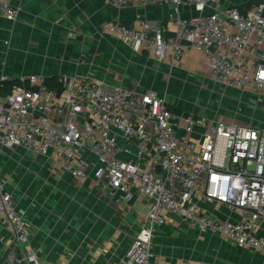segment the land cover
Masks as SVG:
<instances>
[{"label": "built area", "instance_id": "1", "mask_svg": "<svg viewBox=\"0 0 264 264\" xmlns=\"http://www.w3.org/2000/svg\"><path fill=\"white\" fill-rule=\"evenodd\" d=\"M169 4L167 22L151 29L104 24L134 51L179 62L187 47L208 59L225 87L264 95V0H106ZM247 1V0H246ZM14 22L20 6L0 2ZM70 37L73 33H68ZM8 80L0 76V87ZM0 147L22 149L61 167L100 194L131 204L148 201L146 215L124 251V264H150L156 228L174 214L199 232L217 233L240 248L264 253V129L210 121L173 111L164 94L111 85L89 74L20 77L0 96ZM196 198L241 213L237 223L204 215ZM0 220L8 243L0 264H46L30 243V223L14 208L0 172ZM262 233V234H260Z\"/></svg>", "mask_w": 264, "mask_h": 264}, {"label": "crops", "instance_id": "2", "mask_svg": "<svg viewBox=\"0 0 264 264\" xmlns=\"http://www.w3.org/2000/svg\"><path fill=\"white\" fill-rule=\"evenodd\" d=\"M1 1L20 6L21 11L14 22L0 11V76L18 81L28 75L58 80L63 75L89 74L138 92L163 93L171 110L201 115V109L187 108L179 101L178 91L189 86L197 73L202 78L212 77L202 52L187 47L179 62H159L147 51L124 45L103 27L118 21L128 27L139 28L144 22L151 29L161 24L172 29L166 20L171 5L132 2L118 7L106 0ZM222 86L210 87L203 94L234 105L239 102L241 111L204 116L210 121L264 129V95ZM186 90L196 91L193 86ZM0 172L7 180L15 210L32 227L30 243L44 263L124 264V251L147 212L145 198L125 204L118 194H100L89 180H75L61 167L19 148L0 147ZM196 203L211 218L231 223L240 220L241 213L225 205L199 198ZM6 238L5 223L0 220V258ZM150 264H264V253L240 248L217 233H201L170 214L156 228Z\"/></svg>", "mask_w": 264, "mask_h": 264}, {"label": "rangeland", "instance_id": "3", "mask_svg": "<svg viewBox=\"0 0 264 264\" xmlns=\"http://www.w3.org/2000/svg\"><path fill=\"white\" fill-rule=\"evenodd\" d=\"M157 61V60H156ZM187 84H190L186 88H191L196 91L186 90L185 86L180 89L178 92L179 101L183 103L187 108L200 110V116H216L223 115L225 116L228 112L234 113L235 115L241 111V104L238 102L234 105L230 100H224L220 98V100L215 99L213 96L209 94L205 95L204 92H207L211 89H215L217 87L220 88L222 86L214 77L211 78H202L198 73L196 74V78L192 81H189ZM210 87H213L210 89ZM224 87V85L222 86ZM163 94V93H161ZM235 106V107H234ZM229 115V114H228ZM206 117V116H204Z\"/></svg>", "mask_w": 264, "mask_h": 264}, {"label": "trees", "instance_id": "4", "mask_svg": "<svg viewBox=\"0 0 264 264\" xmlns=\"http://www.w3.org/2000/svg\"><path fill=\"white\" fill-rule=\"evenodd\" d=\"M262 0H247L245 1L244 3H241L238 7H242V6H245V7H250L252 6L253 4H256V3H259L261 2ZM17 83V81L15 80H7L2 87H0V96H4L6 93L9 92L11 86L13 84ZM47 85L50 86V87H58V80H55V79H50L48 80L47 79ZM174 111V110H173Z\"/></svg>", "mask_w": 264, "mask_h": 264}]
</instances>
